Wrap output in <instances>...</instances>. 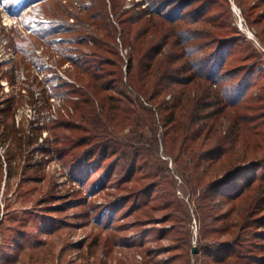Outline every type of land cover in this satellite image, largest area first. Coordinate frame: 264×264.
I'll return each instance as SVG.
<instances>
[{
	"label": "trees",
	"instance_id": "trees-1",
	"mask_svg": "<svg viewBox=\"0 0 264 264\" xmlns=\"http://www.w3.org/2000/svg\"><path fill=\"white\" fill-rule=\"evenodd\" d=\"M140 1L138 6L145 0ZM125 2L73 3L76 20L84 23L87 17L95 29L94 34L74 29L78 45L88 50L74 61L80 86L71 89L81 98L75 107L85 125L66 127L73 132L56 145L57 158L73 157L71 174L79 182L87 183L93 169L102 170L94 184L131 193L119 197L134 198V211L155 201L150 210L166 213L177 229L178 214L186 208L159 155L161 142L183 179L179 187L195 204L199 232L223 239L202 248L212 259L204 264H264V255L253 261L242 248L256 223L263 230L253 232L258 239L253 245L264 249V215L252 218L264 212V167L259 158L249 160L264 152L263 50L239 29L229 0H150L137 11ZM235 2L264 48V0ZM111 17L119 20L114 22L127 62ZM159 122L163 130L157 137ZM80 130L85 135L77 138ZM82 146L87 148L80 154ZM4 223L1 218L0 231ZM189 224L181 231L190 232ZM189 251L177 255L184 264H190Z\"/></svg>",
	"mask_w": 264,
	"mask_h": 264
},
{
	"label": "rangeland",
	"instance_id": "rangeland-1",
	"mask_svg": "<svg viewBox=\"0 0 264 264\" xmlns=\"http://www.w3.org/2000/svg\"><path fill=\"white\" fill-rule=\"evenodd\" d=\"M84 1L22 0L16 4L9 0L6 6L0 0V220L5 222L0 231V264H184L177 255L188 247L190 264L211 261L202 248L215 246L223 239L211 240L199 232L195 204L179 187L183 179L175 172L173 160L164 155L161 142L159 155L167 160L177 180V196L186 208L184 214H178L177 229L164 218L166 213L150 210L155 201L147 209L134 211L130 206L134 198L119 197L131 193L102 181L94 184L93 176L102 170L93 169L87 183L79 182L71 174L73 157L57 158L56 145L73 132L66 127L70 123L85 125L80 118L81 109L79 112L75 107L81 98L71 92L80 86L74 76V61H80L81 50L88 51L78 45L80 38L74 29H81L84 34L95 29L87 17L83 23L73 16V3ZM135 1L127 0L125 7L137 11L150 2L145 0L138 6ZM233 1L234 14L239 20L234 11L237 6L248 30L255 35ZM113 18L118 33L119 20ZM117 36L121 51L123 39L119 33ZM255 39L259 43L256 35ZM37 116L42 118V126L32 122ZM61 119L67 120L62 123ZM158 127L160 137V122ZM146 134L152 135L149 128ZM84 135L81 130L76 132L77 138ZM86 148L76 151L81 154ZM258 155L249 160L259 158L264 167V152ZM73 175L78 172L73 171ZM113 210L115 214L109 215ZM260 215L264 212L252 218ZM188 224L190 232L181 231ZM162 229L167 231L160 236ZM257 230L263 228L254 223L242 247L253 261L264 255L262 246L253 245L258 242L253 233ZM176 247L177 250L168 251Z\"/></svg>",
	"mask_w": 264,
	"mask_h": 264
},
{
	"label": "built area",
	"instance_id": "built-area-1",
	"mask_svg": "<svg viewBox=\"0 0 264 264\" xmlns=\"http://www.w3.org/2000/svg\"><path fill=\"white\" fill-rule=\"evenodd\" d=\"M229 1H231L232 3H234L233 0H229ZM76 4H77V3H76ZM234 11H235V13L237 14V16L239 17V20H238L239 29L244 30L245 32H247V33H248L247 35H248L251 39H253V40L255 41V43L257 44V46H259V47L264 51V48L261 47V46L259 45V43L257 42V40L255 39V35H254L252 32H250V31L248 30V27L246 26V23H245V21H244V18H242V17L240 16V9H238L237 6H234ZM121 51H122V55H123V57H124V59H125V62H127L128 50H127V49H121ZM125 69H126V67H125ZM50 97H52V96H50ZM50 97H49V98H50ZM51 115H53V114H51ZM65 115L69 116V114H68L67 112H65ZM55 116H56V115H55ZM53 117H54V115H53ZM32 118H33V117H32ZM32 118H31V119H32ZM54 118H55V117H54ZM18 119H19V116H18ZM32 122H33L35 125L40 124V125L42 126V124H43L42 118L39 117V116L33 118V119H32ZM44 136H46V134H45ZM41 139H42V138H41ZM57 169H59V167H57Z\"/></svg>",
	"mask_w": 264,
	"mask_h": 264
},
{
	"label": "snow or ice",
	"instance_id": "snow-or-ice-1",
	"mask_svg": "<svg viewBox=\"0 0 264 264\" xmlns=\"http://www.w3.org/2000/svg\"><path fill=\"white\" fill-rule=\"evenodd\" d=\"M3 2L6 6L9 4V0H3ZM11 2L19 4L22 2V0H11Z\"/></svg>",
	"mask_w": 264,
	"mask_h": 264
},
{
	"label": "water",
	"instance_id": "water-1",
	"mask_svg": "<svg viewBox=\"0 0 264 264\" xmlns=\"http://www.w3.org/2000/svg\"><path fill=\"white\" fill-rule=\"evenodd\" d=\"M195 251H197V250L195 249Z\"/></svg>",
	"mask_w": 264,
	"mask_h": 264
}]
</instances>
